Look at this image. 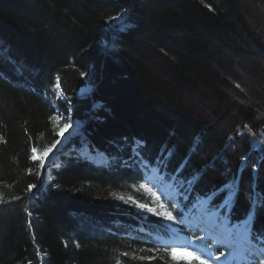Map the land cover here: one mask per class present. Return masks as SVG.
Returning <instances> with one entry per match:
<instances>
[{"label":"trees","instance_id":"16d2710c","mask_svg":"<svg viewBox=\"0 0 264 264\" xmlns=\"http://www.w3.org/2000/svg\"><path fill=\"white\" fill-rule=\"evenodd\" d=\"M0 72V264H172L168 229L127 203L148 205L133 146L182 210L203 200L264 244V0H0ZM65 118L107 162L71 154L45 185L31 149Z\"/></svg>","mask_w":264,"mask_h":264},{"label":"rangeland","instance_id":"374dc122","mask_svg":"<svg viewBox=\"0 0 264 264\" xmlns=\"http://www.w3.org/2000/svg\"><path fill=\"white\" fill-rule=\"evenodd\" d=\"M126 21H127V16L124 15L117 22L112 24V28H114V30L125 29L124 24ZM114 32H116V31H114ZM103 47L107 48V49H113V46H111V44H109V43L103 45ZM89 91H90L89 86H86V87L80 89L77 92V95L82 96V93L88 94ZM86 94H84V95H86ZM68 110H70V108H68ZM65 119H66V123L71 124L72 126L67 131H65L63 137L56 134V138H57V141H59V143H57V141H56L55 147L52 148V151L47 154V157L44 160V167L41 168V169H43L42 179H43V182L45 185L50 182V171L58 168L59 165L63 164L71 154L80 155L83 158L91 160L95 164L104 163V160L102 158H100L99 156L93 155L91 153V151L88 150L86 145H83L82 147L74 146L76 144V141L82 137L83 125L79 121L72 120L70 118H65ZM35 162H37L40 165L39 160H36ZM141 172L143 175V182H144V183L142 182L141 185H145L146 188H150L153 192H155L157 194V196L160 197V201L159 202L156 201L155 197H152L151 194L149 192L145 191V188H142L140 185L138 187V191L141 193V197H142L143 201L145 203H148V206L158 207V204L162 200V201H165L166 203H171L174 208L178 207L176 204V201L179 197V194L173 188H171L169 185L163 183L161 181V179L159 178V176L156 174V172H154V170L148 169V170H144V171L142 170ZM44 184H43V186H45ZM135 190H137V188ZM127 203L129 206V204L131 202L128 201ZM130 206L132 207L134 212H136L142 216H147V215L153 216L150 213H147L145 211L137 209L133 204H130ZM191 210L194 214H197V215L207 214L206 207H205L203 202H198L197 204L192 205ZM176 211L178 212L180 210L176 209ZM187 215H189V214L184 213L181 216H174L178 220V223H176V224L165 221L162 217H157L171 230L170 238L168 240H165L166 243L167 244H175L178 246L179 245H187L190 249L196 251L197 253H201L203 256L205 255L206 259L211 264H215L212 261V257L209 254H207V252L203 248L192 245L188 241L186 236L184 235L185 232L188 231V229L190 227L189 220H187V219H189ZM154 217H156V216H154ZM220 224H221V226L224 227V229L227 233L244 235L236 227L227 228L223 222H221ZM200 235L204 238H207L208 241L215 244V241L212 239V237L210 235L206 236L205 232H201ZM239 237H241V236H239ZM242 239H245V235H244V238H242ZM160 241L164 242L163 240H160ZM223 242L226 243L227 241H225L223 239ZM237 244H238L237 248H239V252H237L235 250V254L233 253V251H230L229 253L223 254L222 256H220V260H218V261L216 260V264H224L225 262L230 263L232 260L240 258L241 257L240 253L243 254L246 252L247 254H249L250 243L247 240V238L245 239V241L244 240L243 241L242 240L237 241ZM228 247H230V245H228ZM188 259L193 260L194 258L188 257Z\"/></svg>","mask_w":264,"mask_h":264},{"label":"snow or ice","instance_id":"6c2138e0","mask_svg":"<svg viewBox=\"0 0 264 264\" xmlns=\"http://www.w3.org/2000/svg\"><path fill=\"white\" fill-rule=\"evenodd\" d=\"M113 19H119L118 17H114ZM0 75H3L2 72H0ZM237 87H239V85H237ZM56 88L59 89V83L56 84ZM86 93H82V95H84ZM52 119L54 120H58V117H52ZM72 125L71 124H64L63 127L59 128L58 131V135L63 137L65 131H67ZM57 143H59V141H57ZM55 147V144L51 145L48 148H45L43 150V152L41 153L39 149H37L36 147H33L31 149L32 152V156L31 159L33 161L39 160L40 162V167L43 168L44 167V160L47 157V154L50 153L52 151V148ZM125 166L127 167H132L134 165L139 166V165H144L145 168H147L149 166V164H151L150 161H147L142 153L135 147L133 146V148L131 149V155L129 156V158L127 160L124 161ZM166 167V164L164 162L163 159H161L159 161V163L156 165V167L160 170H163L162 167ZM177 180H180L181 177L176 176L175 177ZM185 182L190 183V181H187L186 178H184ZM36 185L34 184H30L28 186V191L31 192L33 188H35ZM142 188H145V191L149 192L151 194L152 197H155L156 201H160V197L157 196V194L155 192H153L150 188H146L145 185H141ZM183 187V185L181 184V188ZM227 185H225V188L227 189ZM119 199L123 200V197H119ZM129 201H131V204H133L137 209H140L142 211H145L147 213L152 214L153 216L156 217H162L165 221L171 222L173 224L178 223V220L176 219V217H174L172 211H169L166 206L163 203H159L158 207H151L148 206L144 203H140L137 202L136 200L132 199L131 197H129ZM127 202V201H126ZM257 201H254V203H256ZM261 203H264V200L259 201ZM225 204H227V196H225ZM183 213L182 212H177V216H181ZM166 227V226H165ZM149 251H159L160 248L159 246L154 245L153 248L148 249ZM164 251L167 253V256L169 257V259L171 260L172 264H193V260L188 259V257H193L196 264H209V261L207 259H205L203 256H201L200 254H198L196 251L190 249L187 245H175V244H169L166 245L164 247ZM121 255H128V253H122ZM222 255V254H221ZM135 258V257H133ZM157 257L155 255L153 256H149V257H139V259L141 260H148L151 261L153 259H156ZM215 259L218 261L220 260V256H216ZM117 264H119V262H117Z\"/></svg>","mask_w":264,"mask_h":264},{"label":"bare ground","instance_id":"6f19581e","mask_svg":"<svg viewBox=\"0 0 264 264\" xmlns=\"http://www.w3.org/2000/svg\"><path fill=\"white\" fill-rule=\"evenodd\" d=\"M96 163H97V162H96ZM202 225H203V227H205V226L207 227V226H208V225H204L203 223H202ZM206 227H205V228H206ZM239 236H241V235H239ZM248 247H249V246H248ZM257 248H258V247L255 248V247H253V246H250V247H249V249H250L249 251H250V252H253V250H255V249H257ZM260 249L264 252V246H261ZM258 251H259V250H258ZM213 261L216 262V259L213 258Z\"/></svg>","mask_w":264,"mask_h":264}]
</instances>
